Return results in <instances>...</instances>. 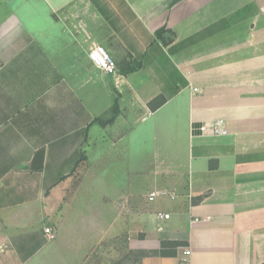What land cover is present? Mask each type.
Wrapping results in <instances>:
<instances>
[{"label":"crops","instance_id":"crops-1","mask_svg":"<svg viewBox=\"0 0 264 264\" xmlns=\"http://www.w3.org/2000/svg\"><path fill=\"white\" fill-rule=\"evenodd\" d=\"M97 44L115 74L90 60ZM150 118L184 129L189 147L162 164L183 170L151 181L149 194L175 193L157 206L171 217L130 214L147 216L152 248L186 244L141 264H264V0H0V264H38L54 192L89 175L90 149ZM218 120L227 134H213ZM145 192L120 195L145 203Z\"/></svg>","mask_w":264,"mask_h":264},{"label":"rangeland","instance_id":"rangeland-1","mask_svg":"<svg viewBox=\"0 0 264 264\" xmlns=\"http://www.w3.org/2000/svg\"><path fill=\"white\" fill-rule=\"evenodd\" d=\"M153 121L150 118L141 122L138 129L103 149L98 157L90 149L89 175L79 183L80 178H70L54 192L55 215L48 225L56 232V238L38 264L142 263L139 251L152 249L150 242L144 241L149 237V222L145 215L138 221L131 210L147 208L153 214L154 210L158 213V205L167 207L171 201L168 197L149 199L153 192L149 194L153 190L151 181L157 175L168 178L169 172L171 175L183 170L163 169L162 164L177 155L185 158L189 147L184 129L177 134L172 123L155 129ZM135 189L146 190L153 207L147 205V200L138 203L120 195Z\"/></svg>","mask_w":264,"mask_h":264},{"label":"built area","instance_id":"built-area-1","mask_svg":"<svg viewBox=\"0 0 264 264\" xmlns=\"http://www.w3.org/2000/svg\"><path fill=\"white\" fill-rule=\"evenodd\" d=\"M90 60L99 68L103 69L105 72L110 74H115L117 72V62L114 56L101 44L94 45L89 50ZM228 130L225 128L224 120H218L213 125L214 135H224L227 134ZM159 196L174 197L175 193L170 191H153L149 199L151 201L155 200ZM157 216L160 220L169 219L171 217L170 213L158 211ZM44 233L46 239L51 241L56 238V232L51 226H45ZM191 250L189 248L184 249V255L189 256ZM184 261H187V257H184Z\"/></svg>","mask_w":264,"mask_h":264},{"label":"trees","instance_id":"trees-1","mask_svg":"<svg viewBox=\"0 0 264 264\" xmlns=\"http://www.w3.org/2000/svg\"><path fill=\"white\" fill-rule=\"evenodd\" d=\"M140 67H141V64H134L128 70H125L124 73L126 74L130 71L137 70ZM164 102H165V98L163 96H158L149 102V106L153 110H156L157 108L162 106ZM118 114H119V104L116 102V104H114V106L112 107V115L107 119L98 118V121L103 125L112 123L114 122ZM42 156L43 154L41 151H38L35 155L36 159H39ZM194 202H197V200H194ZM185 244L186 242L181 241V240L164 239L161 241V245L159 248H152L150 250H142L141 252L139 251V254H140L139 261H142L144 258L150 257V256H164V257L176 256L178 253V248Z\"/></svg>","mask_w":264,"mask_h":264}]
</instances>
